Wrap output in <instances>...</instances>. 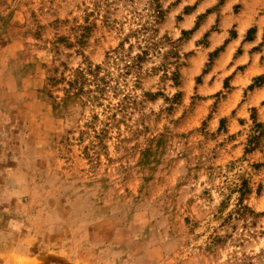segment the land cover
<instances>
[{
  "label": "rangeland",
  "instance_id": "1",
  "mask_svg": "<svg viewBox=\"0 0 264 264\" xmlns=\"http://www.w3.org/2000/svg\"><path fill=\"white\" fill-rule=\"evenodd\" d=\"M0 264H264V0H0Z\"/></svg>",
  "mask_w": 264,
  "mask_h": 264
},
{
  "label": "trees",
  "instance_id": "2",
  "mask_svg": "<svg viewBox=\"0 0 264 264\" xmlns=\"http://www.w3.org/2000/svg\"><path fill=\"white\" fill-rule=\"evenodd\" d=\"M103 89H104V88H99L98 90H99V91H103Z\"/></svg>",
  "mask_w": 264,
  "mask_h": 264
}]
</instances>
